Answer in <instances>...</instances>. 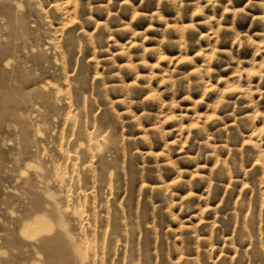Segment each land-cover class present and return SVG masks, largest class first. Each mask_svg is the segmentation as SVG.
Wrapping results in <instances>:
<instances>
[{
    "label": "rangeland",
    "instance_id": "rangeland-1",
    "mask_svg": "<svg viewBox=\"0 0 264 264\" xmlns=\"http://www.w3.org/2000/svg\"><path fill=\"white\" fill-rule=\"evenodd\" d=\"M0 264H264V0H0Z\"/></svg>",
    "mask_w": 264,
    "mask_h": 264
},
{
    "label": "clouds",
    "instance_id": "clouds-1",
    "mask_svg": "<svg viewBox=\"0 0 264 264\" xmlns=\"http://www.w3.org/2000/svg\"><path fill=\"white\" fill-rule=\"evenodd\" d=\"M134 67V66H133ZM209 90H211V89H209Z\"/></svg>",
    "mask_w": 264,
    "mask_h": 264
},
{
    "label": "bare ground",
    "instance_id": "bare-ground-1",
    "mask_svg": "<svg viewBox=\"0 0 264 264\" xmlns=\"http://www.w3.org/2000/svg\"><path fill=\"white\" fill-rule=\"evenodd\" d=\"M52 242V241H51Z\"/></svg>",
    "mask_w": 264,
    "mask_h": 264
}]
</instances>
